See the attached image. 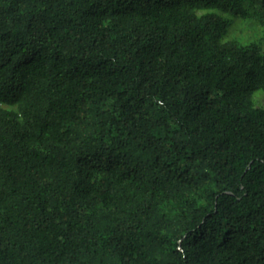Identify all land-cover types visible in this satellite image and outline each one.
Here are the masks:
<instances>
[{
	"label": "trees",
	"instance_id": "trees-1",
	"mask_svg": "<svg viewBox=\"0 0 264 264\" xmlns=\"http://www.w3.org/2000/svg\"><path fill=\"white\" fill-rule=\"evenodd\" d=\"M258 92L264 0H0V264H264Z\"/></svg>",
	"mask_w": 264,
	"mask_h": 264
},
{
	"label": "rangeland",
	"instance_id": "rangeland-1",
	"mask_svg": "<svg viewBox=\"0 0 264 264\" xmlns=\"http://www.w3.org/2000/svg\"><path fill=\"white\" fill-rule=\"evenodd\" d=\"M261 28L258 24L250 20H237L230 32L231 37H236L242 41H253L260 37ZM256 106L264 107V93L258 92L254 96Z\"/></svg>",
	"mask_w": 264,
	"mask_h": 264
}]
</instances>
